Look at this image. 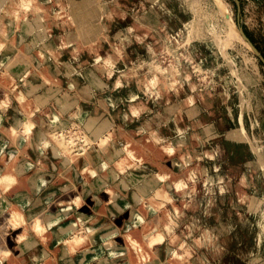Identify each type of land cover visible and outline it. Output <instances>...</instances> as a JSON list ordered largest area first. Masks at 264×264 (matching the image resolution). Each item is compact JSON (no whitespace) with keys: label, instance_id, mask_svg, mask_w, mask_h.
<instances>
[{"label":"rangeland","instance_id":"1","mask_svg":"<svg viewBox=\"0 0 264 264\" xmlns=\"http://www.w3.org/2000/svg\"><path fill=\"white\" fill-rule=\"evenodd\" d=\"M18 1L0 0V24L4 17L13 22L12 32L10 26L7 29L4 27L6 31L0 30V44H3L0 46V54L2 50H7L5 59H0V88L3 89L0 91L4 93L0 98V106L4 108L2 123L8 126L11 120L22 118L18 107L24 110L25 115L29 113L38 118L28 129L29 134L19 119L21 125L19 123L17 126V133L20 138L11 144L3 137L2 141L10 145L3 151L12 152L15 159L22 163H31L44 180L38 198L19 180L13 188L14 193L31 194L32 205L35 202L40 203L35 211L48 204L46 210L39 212L44 216L51 213L52 216L55 214L56 219H66L62 211L76 208L74 201L73 205L69 199L63 205L50 207L56 198L53 193H59L57 190L61 188L58 187L60 182L65 181L66 188H74L72 184L75 182L81 183L75 174L80 172V166L74 167L71 161L66 164L63 160H68L70 154L78 153L86 138L95 141L110 129L116 130L118 145L123 146L126 139L121 138L119 133L120 130L127 131L129 138L136 142L132 145L135 147V154L146 155L148 161L144 160L143 165L149 170L159 172L158 167L151 161L158 162L162 165L161 172H170L173 176L177 171L196 163L213 175V180L208 182L200 180L201 182L189 183L190 186L187 185L182 194L184 196L171 190L172 188L168 189L169 196L176 204L181 206L180 199L183 197L192 201L186 203L182 217L169 230L181 239L176 238L173 241L169 232L164 231L162 242L156 246L160 255L153 256L151 264H168L178 241H184L187 245L191 264H264V0H71L73 4L69 2V6L68 0H24L29 10L23 7L24 4L21 5L23 0H20L19 5ZM20 6L24 11L19 9ZM44 7L46 16L43 18L40 12ZM72 8L75 11L72 10L71 13ZM143 10L145 13H154L152 16H145ZM12 13L16 14L15 19ZM24 15L29 28L28 34L24 33L22 36L15 26L19 19H24ZM75 24L81 25V32L86 33L75 31ZM4 32L11 34L5 37ZM36 32L38 39L35 41L33 37L32 45L33 40L30 37ZM61 33H67L72 38V45L76 47H71L69 51L64 48L54 51L41 46L43 41ZM119 37L124 39L121 41L123 45L117 41ZM113 47L119 49L118 53H114L116 50ZM72 49L76 50L73 54L70 52ZM175 63H180L182 71L189 75L188 78L182 76L184 83L180 89L169 83L175 73ZM47 65L63 81L58 84V78L53 81L48 79L56 82L57 88L49 83L44 84V79L38 72ZM150 66L156 70L159 68L158 81L154 84L148 81ZM90 79L95 82L100 80L101 87H94L90 84ZM188 80L194 83L195 92H209H204V99L194 95L188 87ZM18 90L20 94L17 93ZM20 95L33 98L30 103H25L18 99ZM101 95L111 99L112 108L109 104L100 103ZM184 98L190 99L197 109L196 112L191 111L190 106L182 104ZM79 104L83 105L82 110L78 109L71 117L69 110ZM141 106L145 108L140 109ZM130 108L135 112L131 113ZM150 114L154 116L156 125L150 119ZM201 119V123L207 127L208 135L214 140L195 145V140L202 135ZM156 126L160 127L164 140L166 139L165 145L174 147L173 155L177 164L171 167L170 156L166 150L157 146L154 148L148 137L150 130ZM37 129L45 138L60 134L64 141L69 139V153H61L59 159L51 158L49 148L43 150V145L36 142ZM24 136H27L26 139ZM218 138L219 141L215 140ZM23 139L25 143L20 145ZM180 139H184L182 147H178ZM90 150L96 155L93 147ZM54 151L59 150L54 148ZM110 153L113 154L109 152L102 155L98 162L111 165L115 178L119 179L122 170L120 171L121 167L116 169L113 161H118L119 156L115 154L112 157ZM46 173L50 176L47 177ZM21 176L19 174L18 179ZM58 176L60 177L57 178ZM84 176L81 173L83 182L86 178ZM102 176L103 170H99L95 178L96 181L100 180L99 186L94 187L91 194L84 191L81 194L82 207L92 213L89 219H85L86 222L84 220L77 224L76 233L83 234L90 221H95L96 225L104 226L103 232L116 229L115 237L121 239L127 236L125 231L131 228L156 224L159 218L157 216L161 215L167 204L153 205V211H148L152 205L150 197L155 191L153 187L149 188L150 186L143 183L139 192L138 189L135 190L137 181L127 182L114 205L96 204L95 195L99 196L100 189L107 183L101 180ZM95 180L92 183L97 184ZM54 181L57 184L54 185ZM86 181V184H90L88 177ZM167 183H170V179ZM227 185L229 188L225 189ZM2 194L10 202L20 206V201L17 203L14 197H6V191ZM121 202L125 206H119ZM3 206H0L2 225ZM27 210L22 211L28 216ZM193 216L197 218V227L191 235L183 238L177 225H184ZM226 218L233 221L231 228L226 227ZM242 220L248 222L246 228L241 226ZM52 223L53 221L49 225ZM23 227L25 230L21 227L6 229L4 225L0 226V247H8L10 244L11 252L17 256L18 263L35 264L30 252L36 246L47 251V255H55L56 251L58 253L59 248L44 244L33 234L30 227ZM158 228L156 225L153 229ZM234 230L239 232V241L232 238ZM17 231L20 237L26 232L25 239L23 237L16 241L19 239ZM140 237L144 239L145 234ZM25 250L29 256H25ZM90 253L84 256V261L95 260L92 252ZM122 256L129 257L120 254L116 259ZM53 257L56 264H76L66 261V253ZM59 258L63 259L62 263ZM169 264L185 262L169 261Z\"/></svg>","mask_w":264,"mask_h":264},{"label":"bare ground","instance_id":"2","mask_svg":"<svg viewBox=\"0 0 264 264\" xmlns=\"http://www.w3.org/2000/svg\"><path fill=\"white\" fill-rule=\"evenodd\" d=\"M11 1H13V0H11ZM29 1H32V0H29ZM85 1H84V3H85ZM21 2H22V0H21ZM21 2L19 0L18 1V5ZM25 2H27V0H25ZM69 2H71V0H68V6H69ZM23 4H24V0H23V3L21 5H23ZM71 4H73V3L71 2ZM71 4H70V6H71ZM85 4H87V2ZM28 5H31V4L28 3ZM82 5H83V7H85L83 3H82ZM23 7L26 8V4H24ZM21 8H22V6H20L19 9H21ZM26 9H28V8H26ZM31 9H32V7H31ZM35 9H38V8H35ZM83 9H85V8H83ZM72 10L75 11L72 8L71 9V13H72ZM23 11H24V9H23ZM38 11H41V9L40 10L38 9ZM102 11H104V10H102ZM6 12H7V10H6ZM33 12H35V11H33ZM45 12L46 11H45V7H44V8H42V11L40 12L41 13L40 16L44 18L46 16ZM97 12H99V9H98ZM143 12H144V10H143ZM14 13H16V11ZM152 13H154V12L148 11V12L145 13V16H149L150 14L152 16L153 15ZM14 15L16 16V14H13V19H15ZM59 16H61V15H59ZM108 16L110 17V15H108ZM33 18H34V16H33ZM93 18L95 19L94 15H93ZM0 19H2V15H0ZM16 19H18V18H16ZM99 19H100V17H99ZM39 21H40V19H39ZM39 21H38V23H39ZM97 21H99V20H97ZM32 22L35 23V20H33ZM69 22H71V21H69ZM12 23L13 22H12V20L10 18L6 17V19H5V17H4L2 23L0 24V30H5L6 31L7 27L9 28V26H10V31L11 30L13 31V29L11 27ZM28 24L29 23H28L27 20H25V15H24V19L21 18V19H19L17 21L15 29L18 28L20 30L19 32H21L20 34L24 35V33L28 32V28H29ZM40 26H41V24H40ZM4 27H6V29ZM101 28H102V26H101ZM102 29H100V30H102ZM75 31H78L81 34L86 33L85 31H84V33L81 32L82 31V27L79 24H75ZM4 33H2L3 36H5V34H6V33L5 34ZM72 33H73V31H72ZM7 34H6L5 37H8ZM9 34H11V33H9ZM35 35L37 36V32L34 34V36L30 37L31 38L30 40H33V42H31L32 45L34 43V38H35V41H37V39H38ZM80 36L82 37V35H80ZM117 37L115 36V38H117ZM122 39L119 37L117 39V41L119 43H121ZM164 39H165V37H164ZM85 41H87V40H85ZM18 42H19V40H18ZM40 42L41 41H39V43ZM71 42H72V38L68 37L67 33H65V34L61 33V34H58L56 36L51 37L48 41H43V45L41 43V46L52 48L53 50L54 49H59V48L60 49L64 48V50H68L69 51L71 47H76L75 45H72ZM124 43H126V42H124ZM28 44H26V45H28ZM121 44L123 45V43H121ZM2 45L3 44H0V46H2ZM124 46H122V48ZM31 47H29V49H31ZM75 49H77V48H75ZM75 49H72L70 52L73 54L76 51ZM113 49H115V47H113ZM6 51L7 50H2V52L0 54V59H3V60L5 59V55L4 54L6 53ZM118 51H119V49H117L116 52H114V53H118ZM37 54H38V52H37ZM97 66H99V65H97ZM105 69H107V68H105ZM158 69L156 70V68H154V67L152 68L151 67L150 70H149L148 81L150 83H152V84H154V83H156L158 81V72H159ZM174 69H175L174 70V72H175L174 76H173V78L169 79V83L172 84L171 86L177 85L178 88L180 89L181 88V84L184 83V80H181L182 76L188 78L189 75L185 74L182 71L180 63H177L175 65ZM136 70H137V68H136ZM27 71H26L25 74H27ZM160 71H161V69H160ZM38 72H39V74L42 75V78L44 79L42 81L45 82V83L43 82L44 84H48L49 83L53 87H56L57 83L56 82H52L53 79L54 78H58V84H60L61 81H62L58 76H56V74L54 73L53 69H51V67H49L48 65L45 66L44 69H42V70H40ZM26 77H28V76H26ZM48 79L52 80V81H48ZM75 80H76L75 77H73V81H75ZM90 80H91L90 84H92L94 87H99V88L101 87L102 83L100 82V80H99V82L98 81L95 82V80H93V79H90ZM75 83L77 84V81ZM170 84H169V86H170ZM18 85H16V86H18ZM188 85H189L188 86L189 89L194 93V95H196V97L201 96L203 98L204 96H206V93H207L206 90L200 91V92H195L194 91L195 86H194L193 82L189 81ZM169 86H168V89L169 88L171 89V87H169ZM45 87H43V88L47 89ZM1 89L2 88H0V90ZM12 89H13V87H12ZM42 89L40 88V90H42ZM204 92H206V93H204ZM17 93H19V90H18ZM2 94H4V93L2 91H0V98L2 97ZM32 98H33V96L29 97V96H26V95H20V98L18 96V99H20L22 102L25 101V103H30ZM190 98H191V96H190ZM99 100H100V103L109 104L111 106V108H112L113 103L111 102V99H109L106 95H101ZM4 102H2V103H4ZM62 103H63V101H62ZM182 104L190 106L191 111H193V112L197 111V109L195 108V105H193V103H191L190 99H188V98L182 99ZM38 105L39 104H37V106ZM63 105L65 106V104H63ZM1 107H3V106H0V109H1V112H0V134L7 136L14 143V142L19 140V138H20L19 134L17 133V129H14V126H12L11 124L8 125V126L7 125L5 126L2 123L3 116H4V111H3L4 108H1ZM81 108H83V105L79 104L75 108L70 109L68 113L72 117V115H74V112L77 111L78 109L82 110ZM144 108H145L144 106L140 107V109H144ZM169 108H171V107H169ZM129 111L131 113L135 112L134 109H131V108L129 109ZM32 113L34 114V111H32ZM30 115H29V113L27 115H24V119H25L24 120V124H25V126H24L25 129L24 130H26L27 133H28V129H30L33 126V122L38 118V117H32V114H30ZM178 117H177V119H178ZM175 118H176V115H175ZM150 119L154 122V116L153 115H151ZM179 119H180V117H179ZM201 122H203V119L200 120V125H201V130L200 131H201L202 135L200 136V139L195 140V142H194L195 145H197V144L198 145L199 144H206V143L212 142L214 140L212 136L208 135V130H207L206 125H203ZM155 125H156V123H155ZM156 127L152 128L150 130V133H149L148 137H150L151 145L152 146L154 145L153 146L154 148L157 146V148L158 147L162 148L161 150H166L165 152L170 156V158H169L170 162L169 163L172 164V165L170 164V167H171V166L177 164L176 160L174 159L175 157L173 155L174 147L172 145H170V144L165 145V140L166 139L164 140V136L161 133L160 127H157V128ZM53 129H54V126H53ZM34 131H35V129H34ZM115 131L116 130L110 129L109 131L101 134L97 139H95V141H92V140H90V139L85 137L86 139L84 138L85 139L84 140V144H83L82 147H80L81 148L80 151L78 153H76V154H70L68 160L67 159L63 160V162L66 163V164L70 163V161H71L72 166H74V167L75 166H80V172H78V173L76 172L75 174L78 175V179L80 180L81 184H77L75 182V184H72V187L74 186V188H66L65 186H66L67 183L65 181L60 182L58 184V187L61 186V188L59 189V193L56 194V198L53 201V203L50 204V207H53L54 205H56V206L63 205V203H65V200L68 201L69 199H71L72 200L71 201L72 205H73V201H74V206L76 208H74L73 210L64 209L62 212H63V215H65L66 219L64 217H63L64 219L61 217L60 219L55 220L54 221L55 225L52 226V227H47L46 226V221L44 220L43 214L35 212V209H37L40 206L39 202H35L34 205H31V206L28 207L27 213H29V215L27 216L22 211L20 206L12 203V201L10 202L7 198L4 197V195L2 193L6 191V197L7 196L8 197H12V198L14 197V199L17 200L16 201L17 203H18V201H20L23 204H25V200L22 201V197L20 195L15 194L14 191H13V188L15 187L16 182L19 180V182L21 184H24L25 186H27V188H26L27 190L31 191L32 194L34 196H37V198H38V194L40 193V191H41V189L43 187V178L40 177L41 175L38 172L35 171V168H32L31 166H28L29 164L28 165L26 164L27 166H25L21 161H18V159H15L14 154H12L10 151H3V150L0 149V160L2 161V164L0 165V206L2 207L4 205L3 206L4 214H3V216H1L3 218V220H4V223H3L4 227L6 229L7 228L10 229L11 227H13V228H16V227L20 228L21 227V229H23V230H25V228L23 226L30 227L31 231L33 232V234L40 241H42L44 244H47L48 246H51V247H56L57 249L59 248L58 249V253L56 251L55 255H47V253H46L47 251L45 252L40 246H38V247L36 246L30 252V254H32L31 256H33L32 258L36 261L35 264H56V262H55L56 259L53 256H60L62 253H66V255H67L66 261L67 262H70V263H75L76 262V264H151L152 263L151 260L153 259V256L160 255V253L156 251V246H158L162 242V240L164 238V231L165 232L166 231L169 232V235L172 237L173 241L176 240V238H179V237H177V234L175 232L172 234V232H170L169 230L173 226L176 225L177 219L182 217V215H183V213L185 211L183 208L187 205L186 203L191 202L192 199L183 197L182 199H180L181 202H182V205L180 206V205L176 204L174 202L175 200H173L169 196L168 189L172 188L171 190L175 191L176 193H180L182 195L184 193L185 189H186V186L187 185L190 186L189 183L193 184V182L200 181V180H202V182L203 181H207L208 182L209 180H213V175H211V173H208V171H207V169L205 167L200 168L198 166V164H196V163L191 165L190 167H187V169L177 171L178 173L176 175L171 176L170 172H161V170H162L161 166L162 165H159L158 162H152L151 161V163L155 164L156 167H158L159 172L151 171V170H149L148 168H146L143 165V161L144 160L148 161L146 159V155H144V153L140 154L138 156L135 154V152H136L135 151V147L133 148L132 145H133V143L135 144L136 142H133L129 138L130 136H128L129 134L127 133V131H123L122 132L120 130V133H119V136L121 138H125L126 139V144H124L123 146L118 145L117 135H116ZM26 132L24 131V134ZM34 133H36V131ZM59 135H57V137H55V136L53 137V135H51L52 137H50V138L48 137L42 143L43 146H41V147H43V150L49 148V152H50L49 156L51 158H55V159L58 158L59 159L61 157V153H69V148H68L69 146H68V142H67L69 139L64 141V139L62 137H60ZM26 137H25V139H26ZM41 138H43V137H41ZM215 140L219 141V138L215 139ZM0 141H1V139H0ZM178 143H179L178 147H182L183 143H184V139L178 140ZM69 145L72 146L73 144H69ZM137 145L138 144H136V146ZM92 147L94 148L93 151H94V153H96V155L92 154V152L90 150ZM54 148H58V150L60 152L59 151H54ZM109 152L113 153L112 155L110 153V155L112 157L115 156V154H116V156H117V154L119 156L118 161L113 160V161H115L114 165L117 166L116 169L121 167L120 171L122 170L121 171V175L122 176L119 179L115 178L114 169H113V167L111 165H106L105 162L104 163L103 162L102 163L98 162L102 155H104V154L107 155ZM109 159H111V158H109ZM187 159H188V157H187ZM105 160H106V158H105ZM106 162H107V160H106ZM99 170H103V176H102L101 180L102 181L104 180L103 182L104 183L107 182L108 184L106 183V185L103 186L100 189V195L99 196L95 195V203L96 204L108 205V204L112 203L114 205V203H116V198H118V195L120 194V191L125 189V184L127 182L131 183V182H136L137 181V184H136L137 188L135 187V190L136 189H138V190L141 189L142 184L145 183L146 185L150 186L149 188L153 187L155 189L154 195H152V197H150V202H151L152 205L149 206L150 209L148 211H150V210L153 211V205L164 206L165 203L167 204V205H165V207H163V209L161 211L162 212L161 215L157 216L159 218L157 219L158 221L156 222V224L153 225V226L151 224H147L143 228L134 227V228H131L130 230H127V231L124 230L128 234H127V236H123V238H121V239H118V238L115 237L116 229L113 228L112 230H107V231L103 232L104 226L96 225L95 221H90V223L86 227L85 232L83 231L84 232L83 234L76 233L75 231H77V224H80L82 221H84L85 219L90 217L91 213H92L91 211L86 210V209H84L82 207L81 194H82L83 191L87 192L88 194H91L93 189H94V187L99 186L100 180L99 181L95 180ZM118 172H119V170H118ZM81 173L85 174V176H84V178L86 177L84 179L85 182H87L86 181L87 177H88V180L90 179V182H89L90 184H86L85 182H83L82 177H81ZM19 174L22 175V177H20V179H18V177H17ZM38 175H40V176H38ZM59 177L60 176H58L57 178H59ZM168 179H170V183H167ZM93 180H95L97 182V184L92 183ZM55 184H57V181H54V185ZM22 187H24V186H22ZM228 188H229V185H227L225 189H228ZM140 191L141 190H139V192ZM149 192H150V190H149ZM237 192L239 194V191H237ZM140 194H142V193H140ZM144 194H145V192H144ZM182 196H184V195H182ZM136 198H138V197H136ZM124 204H125L124 202H121V203H119V206L123 207V206H125ZM137 204H139V203H137ZM115 206H116V204H115ZM54 215H53V217H55ZM173 215L175 216V218L172 219ZM57 217H59V216H57ZM136 220H138V219H136ZM86 221L87 220H85V222ZM231 221L232 220L229 219V218H226L224 220V223H225L227 228H231V226L233 225V221L232 222ZM3 225H2V223H0V226H3ZM156 225L159 226V228L158 229H153L154 226H156ZM247 225H248L247 221H245V220L241 221V226L242 227L245 226V228H246ZM177 227H179L183 238H185L186 236L191 235V233L193 232L194 228L197 227V218L195 216H193L191 218V220H189L188 222H185L184 225H182V226L177 225ZM13 228H11V229H13ZM24 234H26V232ZM24 234H23V237L25 239L26 236H24ZM141 234H143V235L145 234L144 239H141L142 238V237H140ZM17 235L18 236L20 235L19 231H17ZM231 235H232L233 239H235L237 241L240 240L238 231L234 230ZM23 237H22V235H21V237L19 236V239L16 240V241H19V240L23 239ZM17 238L18 237L16 236L15 239H17ZM179 239H181V238H179ZM184 243H185L184 241H180V242L178 241L177 242V244H176L177 247L172 250L170 258L168 259V264H169V261L177 263L179 261L181 262L182 260L185 262V264H191V262H190L191 260H190V257H189L190 256V252L188 250L187 245L184 244ZM11 247L12 246L10 244H9L8 247H3V248L0 247V264H20V263H18L17 256L14 255V253L11 252V250H12ZM97 247H99V248H97ZM93 250L94 251L96 250V251L94 252ZM90 252H92V256L95 258V260L94 261H90V262L89 261H87V262L84 261V256H86V254L87 255L91 254ZM19 254L20 253H18V255ZM120 254L124 255V256H129V257L126 258V257L122 256V257H119L118 259H116ZM25 256H29V254H26ZM158 257H160V256H158ZM25 258L28 260L27 257H25ZM59 260H60V258H59ZM62 261H63V259L60 260L61 263H62ZM153 263H157L158 264V262H153Z\"/></svg>","mask_w":264,"mask_h":264},{"label":"crops","instance_id":"3","mask_svg":"<svg viewBox=\"0 0 264 264\" xmlns=\"http://www.w3.org/2000/svg\"><path fill=\"white\" fill-rule=\"evenodd\" d=\"M18 108H20V111L19 112H21L22 113V118H19V117H17V119H13V120H11V125L12 126H14V128L15 129H17L18 127V125H19V123H20V125H21V122H22V124H24V115H25V112H24V110L22 109L21 110V107H18ZM19 110V109H18ZM55 118V117H54ZM19 119H20V121L21 122H18L19 121ZM14 123V124H13ZM24 126H25V124H24ZM39 135V136H38ZM3 137H6L7 139H8V143H11V144H14L11 140H10V138H8L7 136H5V135H1L0 134V139H1V141H0V149L1 150H5V148H7L8 147V143H4V141H2V139H3ZM40 137V138H39ZM41 137H43V138H41ZM42 139V140H41ZM45 139H47V138H45L44 136H43V133H41V131H38V129H37V138H36V142H38L40 145H42V143H43V141L45 140ZM25 139H23V140H21L22 142L20 143V145L22 144L23 145V143H25V141H24ZM24 141V142H23ZM10 146V145H9ZM12 153V152H11ZM13 154V153H12ZM25 166H27L28 164V166H31L32 168H34V166L31 164V163H23ZM27 164V165H26ZM41 175V174H40ZM47 177L48 176H50V174L49 173H46L45 174ZM42 176V175H41ZM22 177V176H21ZM42 178H43V180H44V177L42 176ZM46 178V177H45ZM47 179V178H46ZM58 192H59V189L57 190ZM53 194H57V192H54ZM52 193L50 194V195H53ZM20 196L21 197H24V198H26V200L25 199H23L22 198V201H24L25 200V204L26 205H24L22 202H20V207H21V209L23 210V211H26V209H28V207L29 206H31L32 205V203H33V198H32V196H31V194H30V196H29V194L27 195L26 193H23V192H21L20 193ZM45 202L44 203H47V201L46 200H44ZM47 206H48V204H45V205H43V207H40V209H38L37 211H35L36 213H39V212H41V211H44V210H46L47 209ZM26 214V213H25ZM42 214V213H41ZM43 217H44V220L46 221V226L47 227H52V226H54L55 225V223H54V221L55 220H58V219H56V217H53L51 214L50 215H48V214H45V216L43 215ZM60 219V218H59ZM51 221H53V223L51 224V225H49V223L51 222ZM104 223H106V222H104ZM54 224V225H53ZM25 253H27V251L25 250V252H24V254Z\"/></svg>","mask_w":264,"mask_h":264}]
</instances>
